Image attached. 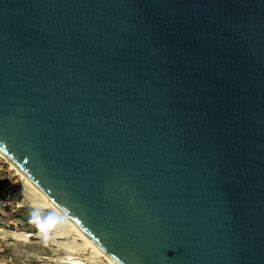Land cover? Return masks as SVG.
Returning <instances> with one entry per match:
<instances>
[{
	"label": "water",
	"instance_id": "water-1",
	"mask_svg": "<svg viewBox=\"0 0 264 264\" xmlns=\"http://www.w3.org/2000/svg\"><path fill=\"white\" fill-rule=\"evenodd\" d=\"M0 149L120 264H264V0H0Z\"/></svg>",
	"mask_w": 264,
	"mask_h": 264
},
{
	"label": "rangeland",
	"instance_id": "rangeland-1",
	"mask_svg": "<svg viewBox=\"0 0 264 264\" xmlns=\"http://www.w3.org/2000/svg\"><path fill=\"white\" fill-rule=\"evenodd\" d=\"M28 190L23 179L15 173V170L8 173V186L6 196H4L7 199L5 200L6 205L0 207V228L23 233L32 232L34 235L30 241L25 242L0 231V263L58 264L52 260L64 256L65 252L58 246L52 245L51 242L54 238L48 236L53 235L52 227L56 222H60V218L51 209L41 211L33 208L26 195ZM40 233H46L48 236L41 237ZM58 240L72 244L81 242L72 234ZM68 252L67 250V255ZM87 255H89V251L79 252L75 256L86 262Z\"/></svg>",
	"mask_w": 264,
	"mask_h": 264
},
{
	"label": "bare ground",
	"instance_id": "bare-ground-1",
	"mask_svg": "<svg viewBox=\"0 0 264 264\" xmlns=\"http://www.w3.org/2000/svg\"><path fill=\"white\" fill-rule=\"evenodd\" d=\"M0 153L7 159L12 170L19 175L28 188L26 193L27 198L30 201V205L38 210L51 209L55 212L60 222H56L53 227V235L48 236L46 233H40L41 237H52L54 240L51 242L52 245L61 248L65 255L53 259L58 264H120L115 258L110 256L105 250H103L99 245H97L64 211L53 201L48 195H46L40 188H38L33 182H31L10 160V158L0 149ZM25 190V189H24ZM0 231L6 232L9 236L14 239L28 242L30 238L33 237L32 232H18L17 230H4L0 228ZM75 235L76 239L80 240V244L63 243L59 242L58 239L67 238V236ZM66 240V239H65ZM67 250L68 255H67ZM89 251V255L86 257V262L84 259L75 256L79 252ZM75 254V255H74ZM2 264V263H0Z\"/></svg>",
	"mask_w": 264,
	"mask_h": 264
},
{
	"label": "built area",
	"instance_id": "built-area-1",
	"mask_svg": "<svg viewBox=\"0 0 264 264\" xmlns=\"http://www.w3.org/2000/svg\"><path fill=\"white\" fill-rule=\"evenodd\" d=\"M7 159L0 153V207L5 206V197L8 186V173H11ZM3 183V184H2ZM6 184V185H5Z\"/></svg>",
	"mask_w": 264,
	"mask_h": 264
}]
</instances>
